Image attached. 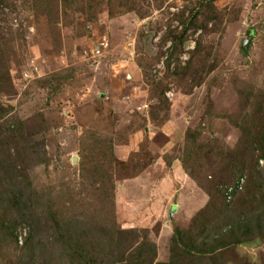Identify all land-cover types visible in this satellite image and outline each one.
<instances>
[{"label": "rangeland", "instance_id": "374dc122", "mask_svg": "<svg viewBox=\"0 0 264 264\" xmlns=\"http://www.w3.org/2000/svg\"><path fill=\"white\" fill-rule=\"evenodd\" d=\"M89 262L264 264V0H0V264Z\"/></svg>", "mask_w": 264, "mask_h": 264}, {"label": "trees", "instance_id": "16d2710c", "mask_svg": "<svg viewBox=\"0 0 264 264\" xmlns=\"http://www.w3.org/2000/svg\"><path fill=\"white\" fill-rule=\"evenodd\" d=\"M241 170H250L248 167H243V168H241ZM40 225V224H39ZM37 227H38V229H39V226H38V224H36V223H34L33 225H32V234H34L38 229H37ZM57 230L58 231H60V228H57ZM56 230V231H57ZM65 232H67L68 234H70V232H71V235L73 236V234H74V232H72V230H67V231H65ZM115 233H117L118 234V238H121V237H123L124 235H125V233L124 232H115ZM62 234V233H61ZM64 234H66V233H64ZM129 236H133L134 235V233L133 232H128L127 233ZM63 235V234H62ZM67 235V234H66ZM29 240H27L26 241V243L28 242ZM123 241H125V240H120V244L122 245V243H123ZM65 245H68V243L66 242V243H64ZM31 245H30V243L28 242V244L26 245V248H25V250H27V251H30V252H34L33 250H29V247H30ZM68 249L69 250H72V251H75L74 249H72L69 245H68ZM220 249H223V248H220ZM214 252H216V251H214ZM207 255H212V253H208ZM91 262H89V264H90Z\"/></svg>", "mask_w": 264, "mask_h": 264}, {"label": "crops", "instance_id": "0c3cea01", "mask_svg": "<svg viewBox=\"0 0 264 264\" xmlns=\"http://www.w3.org/2000/svg\"><path fill=\"white\" fill-rule=\"evenodd\" d=\"M141 199L144 200V196H142ZM157 200H158L157 194H155V197L153 196V200L151 199V197H149L145 201L140 202L136 206V207H138L137 210L140 211V212L150 213L151 211L155 210V203H156Z\"/></svg>", "mask_w": 264, "mask_h": 264}, {"label": "built area", "instance_id": "2783aa9c", "mask_svg": "<svg viewBox=\"0 0 264 264\" xmlns=\"http://www.w3.org/2000/svg\"><path fill=\"white\" fill-rule=\"evenodd\" d=\"M102 47L104 46L103 44L101 45ZM97 53L100 54V50H94L93 53ZM243 179L239 180L234 187H231L227 190L226 196H227V200L231 201L234 197V195L236 194V192L241 191L243 189Z\"/></svg>", "mask_w": 264, "mask_h": 264}]
</instances>
